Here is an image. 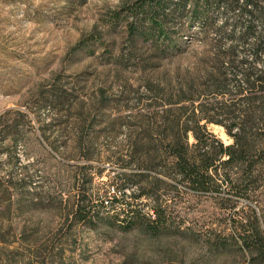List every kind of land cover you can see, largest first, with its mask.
Here are the masks:
<instances>
[{
    "label": "trees",
    "instance_id": "16d2710c",
    "mask_svg": "<svg viewBox=\"0 0 264 264\" xmlns=\"http://www.w3.org/2000/svg\"><path fill=\"white\" fill-rule=\"evenodd\" d=\"M92 31L97 46L109 55L106 83L87 99L60 89L64 111L57 107L54 114L57 121L63 112L76 119L74 139L71 145L51 140L52 121L40 123L44 139L62 159L85 160L71 164L73 176L85 184L93 178V160L111 162L116 169L101 196H113L110 201L120 202L129 222L145 231L158 235L176 222L180 230L173 208L191 200L179 193L187 187L190 195L224 205L239 248L264 261V231L256 209L249 204L250 220L237 208L241 198L264 204V0H119ZM45 100L54 102L50 96ZM118 103L121 109H116ZM86 106L88 113L99 110L104 121L100 132L124 138H109L99 147L96 131L88 129L85 137L79 119ZM18 117L33 125L22 109L0 113V136L9 142L8 152L21 134ZM209 123L224 127L232 141L225 143L208 129ZM58 124L60 131L67 130L60 120ZM16 158L11 174L0 175V243L14 242L10 234L17 237L11 215L39 202L70 206L78 222L93 221L97 192L91 185L78 186L67 196L50 190L43 195L33 181L34 164ZM130 184L135 187L127 193ZM224 186L233 195H221ZM146 203L152 212L144 210ZM3 212L9 213L7 221Z\"/></svg>",
    "mask_w": 264,
    "mask_h": 264
},
{
    "label": "rangeland",
    "instance_id": "374dc122",
    "mask_svg": "<svg viewBox=\"0 0 264 264\" xmlns=\"http://www.w3.org/2000/svg\"><path fill=\"white\" fill-rule=\"evenodd\" d=\"M118 2L0 0V113L9 108L22 109L30 114L33 123L31 126L18 117L21 134L15 147L10 145L11 152L7 150L9 142L0 136L5 141L0 142V175L8 177L13 171L12 161L19 157V162L34 164L33 181L42 186L39 189L43 195L50 190L67 196L78 186L90 185L97 192L91 205L92 222H78L69 210L71 207L59 203L39 202L20 214H12L17 237L10 234L8 239H15L14 242L0 243V264H264L261 258L239 248L229 211L215 198L190 195L187 187H183L179 193L191 200L173 208L181 222L180 230L176 222L171 230L153 235L129 222L120 202L110 201L113 196L107 199L101 196L107 188L105 182L116 169L111 162L93 160L96 166L93 178L85 184L81 177L73 176L75 168L71 165L85 160L79 156L62 159L44 139L40 123L50 121L51 140H67L71 145L74 139L71 128L76 119L70 118V112H63L56 120L57 107L64 111L60 89L67 88L87 99L106 83L108 74L104 65L109 62V55L97 46L99 41L92 36V27L106 20ZM108 79L118 92L113 75ZM49 96L54 102L45 100ZM85 108L79 119L85 137L88 129L96 131L94 138L99 147L124 138L122 134L100 132L104 121L99 110L95 108L88 113L89 106ZM121 108L122 104H116V109ZM59 120L67 127L66 131L59 130ZM208 129L225 143L232 141L221 125L209 123ZM134 187L130 184L124 189L129 193ZM113 193L111 189L109 194ZM220 194L233 195L226 186ZM249 204L256 209L264 231V204L258 207L243 198L239 200L237 208L246 211L250 220L253 218ZM143 208L152 212L147 203ZM2 217L7 221L9 213L3 212ZM22 225L26 227L20 236ZM218 244L224 248L218 250Z\"/></svg>",
    "mask_w": 264,
    "mask_h": 264
},
{
    "label": "bare ground",
    "instance_id": "6f19581e",
    "mask_svg": "<svg viewBox=\"0 0 264 264\" xmlns=\"http://www.w3.org/2000/svg\"><path fill=\"white\" fill-rule=\"evenodd\" d=\"M222 127V126H221Z\"/></svg>",
    "mask_w": 264,
    "mask_h": 264
}]
</instances>
